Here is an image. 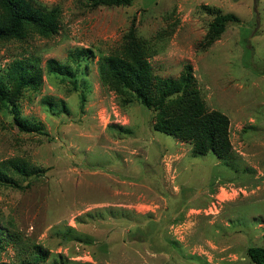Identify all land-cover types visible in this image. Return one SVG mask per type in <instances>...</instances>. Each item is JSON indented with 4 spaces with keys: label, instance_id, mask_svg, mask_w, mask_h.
Listing matches in <instances>:
<instances>
[{
    "label": "rangeland",
    "instance_id": "1",
    "mask_svg": "<svg viewBox=\"0 0 264 264\" xmlns=\"http://www.w3.org/2000/svg\"><path fill=\"white\" fill-rule=\"evenodd\" d=\"M30 1L57 9L59 30L0 43V78L18 60L42 73L39 90L17 104L43 134L19 131L0 110V162L24 159L41 170L24 190L0 187V228L18 234L16 249L40 245L44 264H252L247 248L264 247V0L96 9L87 0ZM214 11L238 21L203 49ZM132 24L153 49L157 78L176 79L191 65L206 108L229 119L228 165L151 130L149 111L102 86L100 59ZM49 60L71 73L78 65L76 85L72 75L47 74ZM25 254L5 246L0 262Z\"/></svg>",
    "mask_w": 264,
    "mask_h": 264
},
{
    "label": "trees",
    "instance_id": "2",
    "mask_svg": "<svg viewBox=\"0 0 264 264\" xmlns=\"http://www.w3.org/2000/svg\"><path fill=\"white\" fill-rule=\"evenodd\" d=\"M133 0H87L92 9L99 7H127ZM202 44L203 49L211 46L224 32L228 23L238 19L232 14L214 11ZM57 9L47 10L34 6L30 0H0V43L21 40L29 32H37L44 38L57 34L59 28ZM132 24L122 38L119 48L100 59L99 80L108 91L115 93L124 105L133 102L149 111L150 129L170 136L191 146V152L198 155L212 154L228 165L233 156L229 139V119L219 111H210L203 102L192 74V67L186 64L176 79H160L153 72L149 62L153 50L150 43L135 33ZM154 52V51H153ZM84 59L92 56L83 51ZM78 57L74 59L79 63ZM78 61V62H77ZM33 61H14L0 78V110L9 114L19 131L43 134L42 125L29 123L21 117L18 100L24 91H38L42 84V73ZM47 74L73 77L76 85L78 68L73 73L49 60ZM81 102H84L81 96ZM41 174V170L24 159L13 158L0 162V187L24 190L29 180ZM21 182H27L22 187ZM20 239L17 233L0 228V251L12 246L26 254L18 264H44L48 253L40 245L30 243L26 249H16ZM246 257L252 264H264V247H249ZM0 264H8L0 262Z\"/></svg>",
    "mask_w": 264,
    "mask_h": 264
}]
</instances>
